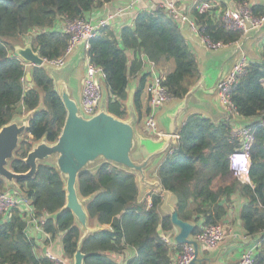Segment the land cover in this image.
<instances>
[{
    "label": "trees",
    "instance_id": "16d2710c",
    "mask_svg": "<svg viewBox=\"0 0 264 264\" xmlns=\"http://www.w3.org/2000/svg\"><path fill=\"white\" fill-rule=\"evenodd\" d=\"M109 1L0 0V127L34 111L9 161L13 171L28 169L23 159L36 142L42 138L49 143L57 140L66 115L47 70L34 65L28 68L14 53V46L29 42L47 61L57 59L69 37L53 29L55 23L60 18L84 17ZM217 5L216 9L222 7ZM252 9L255 14L264 13V2L252 5ZM191 13L212 41L230 45L242 39L240 31L224 28L211 12L199 13L193 7ZM127 49L138 53L130 63ZM87 53L104 71L106 109L120 119L127 118V85L129 78L142 70V55L157 66L162 84L173 99L181 100L200 77L197 58L181 27L160 7L138 12L132 26L120 28L118 39L110 25L104 27L90 40ZM261 56L262 61H248L229 94L233 114L257 119L250 123L254 128L249 151L251 184L241 183L229 169L228 156L239 146L231 113L217 123L197 113L188 115L171 151L154 168L162 188L175 196L179 218L194 225L192 235L204 225L222 223L234 194L244 198L238 215L241 227L245 235L260 239L253 264H264V41ZM27 71L30 80L25 76ZM148 76V72L142 74L133 97L138 121L149 110L148 106L143 110L142 98ZM17 185L32 208V216L42 218L39 225L48 238L63 233L62 250L70 259L80 247L87 255L84 264H117L115 254L132 246L137 254L126 264H173V254L181 247L178 243L168 245L160 235L159 230L174 229L170 214L160 211V193H150L148 206L146 198L140 197L136 176L121 166L106 162L79 174V194L89 198V225H108L88 235L80 246L82 232L73 214L69 210L57 214L65 203V191L54 166L39 163L35 174L17 181ZM5 187L0 177V189ZM27 220V212L19 207L12 208L7 220L0 218V264L50 262L46 257H36L35 243L25 233Z\"/></svg>",
    "mask_w": 264,
    "mask_h": 264
},
{
    "label": "water",
    "instance_id": "95a60500",
    "mask_svg": "<svg viewBox=\"0 0 264 264\" xmlns=\"http://www.w3.org/2000/svg\"><path fill=\"white\" fill-rule=\"evenodd\" d=\"M255 32L257 33V31H252L243 35L241 40L234 43L232 55H236L242 49L245 38ZM14 53L29 67L32 65L43 66L47 70L52 78L54 90L64 105L66 115L55 142L49 143L45 138H42L28 151L23 159L28 167L25 172H15L9 168L8 164L13 158L22 135L28 129V121L34 111L0 127V177L6 184L5 188L18 189L17 181L32 177L39 163L54 166L62 177L65 191V203L57 214L65 210H69L73 214L75 222L82 232L79 246L88 235L96 231L89 225L86 210L89 198H82L78 191V176L82 172L95 170L102 163L108 162L132 172L141 188L155 186L159 191H166L162 188L159 180L149 181L147 179L146 170L174 146L178 137L177 132L183 124L180 118L188 109L189 104L194 101L195 92L199 89L204 92L209 90L203 78L188 90L174 111L168 115L169 132L163 143L158 148L148 151L138 143L135 133V124L138 118L133 106L127 108L126 119L117 118L107 111L106 97L103 92L97 112L91 116H84L69 88L72 67L67 64V59L58 70L49 67L50 65L44 62L43 57L32 48L29 42L24 45H15ZM226 74L223 71L218 74L213 83L214 90ZM25 76L27 80H30V71H27ZM170 218L173 226L177 229L174 235L176 243H191L194 247L191 264H202L205 258L199 256L197 242L190 239L194 225L180 219L175 209L171 211ZM86 256V253L78 247L72 255L71 264H84Z\"/></svg>",
    "mask_w": 264,
    "mask_h": 264
},
{
    "label": "crops",
    "instance_id": "0c3cea01",
    "mask_svg": "<svg viewBox=\"0 0 264 264\" xmlns=\"http://www.w3.org/2000/svg\"><path fill=\"white\" fill-rule=\"evenodd\" d=\"M132 1L133 0H111L105 3L104 5L90 11L86 15V18L92 21H96L107 15H115L109 25L113 29L115 37L118 39L120 28L124 25L132 26L134 18L138 12L142 10H153L155 8V3L152 0H144L134 2L131 7L125 9L121 13H118L120 9L126 8ZM197 1L199 0H180L179 7L181 10L185 11L186 14H189L192 17L191 9L194 7V4ZM209 1L222 5V7L234 6L236 2V0ZM247 1L252 5L264 2V0ZM62 28L63 19H59L53 26V29L62 30ZM181 31L197 58L200 77L196 81V83L203 78L205 85L209 88V90L204 92L203 90L199 89L195 92L194 101L189 104L188 109L182 115L180 121L183 122L188 115L197 113L201 116L210 118L213 122L217 123L227 112L224 108V103L221 101L216 90L213 89V83L220 72L223 71L227 73L232 68L236 60V55H232V48L234 44L225 45L216 50H209L206 48L201 37H199L195 33H192L188 29V27H181ZM263 41L264 26L260 30H258L257 33H251L245 38L242 46V51L247 57V61H262L261 52ZM134 54L138 55V53H135L130 49L126 50V55L129 63L134 57ZM141 58L143 60L142 70L138 74L132 75L128 81L127 95L125 99L126 108H128L129 106H133L134 93L142 74L144 72H148L150 74L151 68H154L155 70L160 72L157 66L147 60L145 56L142 55ZM67 64H70L72 67L69 88L72 91L74 98L80 105L81 85L84 76V51L82 46H78L73 51V53L67 58ZM103 92L104 96L106 97V88H103ZM142 98L143 103L145 105L143 108L144 110L148 106V96L145 91L143 93ZM180 102L181 100L171 98L169 101H166L158 108V110L156 111L158 134H153L144 127V116L141 120H137V123L135 124V133L138 143L141 147L146 148L148 151H152L158 148L163 143L169 132L170 120L168 118V115L174 111V109ZM231 114L232 127L234 131L238 127L250 124L251 122L257 120L255 118H244L233 113ZM165 155L155 161L153 165L146 170V177L149 181L156 180L154 168L159 162L163 160ZM138 187L140 197L146 198V200L147 197L150 196L151 192L155 191L160 193L162 197V204L160 206L161 213L170 214L171 211L175 209V196L171 192L159 191L158 188L155 186L141 188L138 184ZM7 189H13L15 192L21 195L19 188ZM244 202V198L240 197L239 195L234 194L232 196L230 210L223 220V225L226 226L228 234L226 238L217 246L211 248L199 247V256L205 258L202 264H236L238 262L240 254L243 248L245 247L243 241L245 240V234L241 227V221L239 220L238 216L239 210ZM90 227L99 230L108 227V225H98L96 223H93L90 225ZM159 232L160 234L162 233L161 230H159ZM176 232L177 229L174 227V229L172 231L167 232V234L170 233L172 235H175ZM25 233L29 238H32L35 243L34 253L36 257H46L50 260V257L53 256L54 258L63 260L67 264H71V259L66 257L62 250V232H59L53 239H49L38 223L30 221L25 228ZM248 238L249 240L254 239V237L251 236ZM136 254L137 252L134 247L126 246L122 252L115 254L114 257L117 260V264H126L127 260L136 256ZM175 254H177V252Z\"/></svg>",
    "mask_w": 264,
    "mask_h": 264
},
{
    "label": "built area",
    "instance_id": "2783aa9c",
    "mask_svg": "<svg viewBox=\"0 0 264 264\" xmlns=\"http://www.w3.org/2000/svg\"><path fill=\"white\" fill-rule=\"evenodd\" d=\"M144 0H133L126 8L120 9L118 13L131 7L134 2ZM155 3V8H162L166 14L171 17L180 27H188V29L201 37L203 43L208 49L216 50L225 44L222 42H214L209 37L202 33V28L194 21L193 17L186 14L185 11L179 7L180 0H152ZM216 3L208 0H199L194 4V8L199 13L211 12L213 19L218 21L224 28L228 30H238L245 35L252 31H258L264 26V13L255 14L252 9V4L247 0L235 2L234 6H226L218 8ZM88 14V13H87ZM86 14V15H87ZM84 17H77L73 19H63V28L61 31L68 34V44L64 53L57 59L47 61L49 65L54 67H61L64 61L73 53L78 47L82 46L84 51V76L81 85V101L80 112L84 116H91L95 114L99 108L100 101L103 96L102 81H104L105 74L102 68L90 59L87 50L89 43L101 29L108 26L115 15H107L96 21ZM237 43V42H236ZM153 63V62H152ZM248 63L247 57L244 55L242 49L238 51L236 60L232 68L219 81L216 92L224 103V108L227 113L233 112V106L229 99V94L233 86L237 83L238 77L243 73L245 65ZM144 91L148 96V112L144 115V127L153 134H158L156 111L166 101L171 99V95L162 84L161 72L151 68L147 79ZM226 113V114H227ZM264 125V121L262 123ZM234 135L239 138V146L235 148L228 156L229 169L232 175L241 183L251 184L249 178L250 155L249 151L254 138V128L250 124L236 128L233 130ZM150 196L147 197V205L150 206ZM13 207H19L27 212V224L30 221L41 223L42 218H35L32 216V208L28 201L20 194L12 189H0V218L7 220L11 215ZM224 222V221H223ZM222 223L209 224L202 226L199 233L191 235L190 239L197 242L199 247L211 248L221 243L227 236V228ZM162 239L171 246L176 245L174 235L162 232ZM250 236L245 235L244 244L239 260L236 264H253L257 249L260 244L259 236L256 235L254 239L249 240ZM181 247L177 254L173 255V264H191L194 257V247L190 243L180 244ZM47 264H67L63 260L50 257V262Z\"/></svg>",
    "mask_w": 264,
    "mask_h": 264
},
{
    "label": "bare ground",
    "instance_id": "6f19581e",
    "mask_svg": "<svg viewBox=\"0 0 264 264\" xmlns=\"http://www.w3.org/2000/svg\"><path fill=\"white\" fill-rule=\"evenodd\" d=\"M237 54H238V52H237ZM237 54H236V55H237ZM49 67H53V68H55L56 70L60 69V67H57V68H56V67H54V66H52V65H50Z\"/></svg>",
    "mask_w": 264,
    "mask_h": 264
},
{
    "label": "rangeland",
    "instance_id": "374dc122",
    "mask_svg": "<svg viewBox=\"0 0 264 264\" xmlns=\"http://www.w3.org/2000/svg\"><path fill=\"white\" fill-rule=\"evenodd\" d=\"M27 67L29 68V65H27ZM263 83H264V81H263ZM136 157V156H135ZM13 190V189H12Z\"/></svg>",
    "mask_w": 264,
    "mask_h": 264
}]
</instances>
